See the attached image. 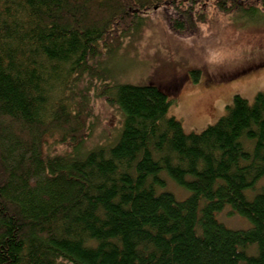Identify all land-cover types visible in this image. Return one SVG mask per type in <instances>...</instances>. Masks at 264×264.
Returning <instances> with one entry per match:
<instances>
[{
  "label": "trees",
  "instance_id": "obj_1",
  "mask_svg": "<svg viewBox=\"0 0 264 264\" xmlns=\"http://www.w3.org/2000/svg\"><path fill=\"white\" fill-rule=\"evenodd\" d=\"M206 1L0 0V264H264V91L188 133L174 96L110 67L151 12L183 33ZM208 2L264 20V0ZM88 92L121 113L106 143Z\"/></svg>",
  "mask_w": 264,
  "mask_h": 264
},
{
  "label": "rangeland",
  "instance_id": "obj_2",
  "mask_svg": "<svg viewBox=\"0 0 264 264\" xmlns=\"http://www.w3.org/2000/svg\"><path fill=\"white\" fill-rule=\"evenodd\" d=\"M208 1L201 9L204 22L197 18L183 33L173 29L168 17L174 15L171 9L151 12L142 31L126 38L109 57L112 75L118 81L156 83L174 96L169 115L177 117L188 133L202 132L216 123L234 95L253 101L264 91V20L240 19L235 13L218 11ZM196 70L198 81L193 79ZM86 96L95 123L87 145L114 139L122 118L118 108L94 92ZM169 188L180 198L187 194L172 180ZM219 217L237 229L251 226L246 218L230 214L228 208Z\"/></svg>",
  "mask_w": 264,
  "mask_h": 264
}]
</instances>
